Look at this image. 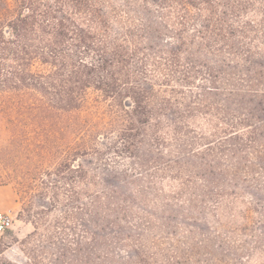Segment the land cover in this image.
<instances>
[{
    "label": "trees",
    "instance_id": "1",
    "mask_svg": "<svg viewBox=\"0 0 264 264\" xmlns=\"http://www.w3.org/2000/svg\"><path fill=\"white\" fill-rule=\"evenodd\" d=\"M256 57L264 58V0H0V137L17 141L30 128L60 140L55 176L76 200V183L83 195L99 186L78 158L96 157L115 178L118 168L103 156L134 159L145 136L147 160L137 164L158 169L150 182L162 188L157 199L190 196L191 209L229 239L249 234L253 245L239 257L264 264V211L255 228L257 209L240 191L260 178L254 189L264 197V59ZM90 91L108 101L111 118L69 123L66 116ZM100 140L109 142L103 151L91 147ZM173 148L199 158L200 166L172 159ZM193 179H202L204 190ZM208 201L211 208L199 207ZM116 204L108 195L102 207L95 195L102 233L127 221ZM138 219L155 230L148 218ZM102 233L95 240L102 264H118ZM135 242L138 250L119 264H177L168 253H147L146 239ZM200 249L196 243L184 264H222L219 257L198 258ZM3 253L0 264H45L33 253L25 263Z\"/></svg>",
    "mask_w": 264,
    "mask_h": 264
},
{
    "label": "rangeland",
    "instance_id": "2",
    "mask_svg": "<svg viewBox=\"0 0 264 264\" xmlns=\"http://www.w3.org/2000/svg\"><path fill=\"white\" fill-rule=\"evenodd\" d=\"M184 99L185 103L191 104L188 94ZM67 116L69 123L79 121L88 126L104 120L108 122L111 113L108 101L100 94L90 91L83 107ZM164 122L167 121L164 119ZM23 131L25 136L17 141L0 137V213H8L13 219L11 228L0 235L3 258L15 263H25L33 253L45 264H86L87 261L102 264L103 252L96 243L102 231L97 229L94 216L101 219L103 212L95 211V195L101 198L102 207L107 205V196L112 195L116 196L117 207L128 215L126 223L122 220L118 228L111 227L102 233L117 262L122 263L127 251L132 253V248L138 250L135 241L144 238L147 240V253H168L176 257L177 264L185 263L186 255L192 253L196 243L201 248L198 250V258L201 260H212L214 256L222 259V264H248L246 256H239L244 255L245 248L250 249L253 245L254 240L249 234L229 239L211 220L206 224L205 216L199 214L201 212L191 209L188 202L190 196L170 198L167 201L157 199L161 187L152 186L150 182L159 172L158 169H140L141 164H137L140 163L138 158L147 160V137L140 139L144 142L134 151V159L125 158L124 155L118 158L108 154L103 156L114 163L115 167H112L118 168L115 178L112 177L114 172L103 169L101 161L96 157L78 158V164L90 171L99 186L91 187L90 193L83 195L85 187L76 183L74 190L79 193V197L71 200V187L63 188L55 176L54 164L60 158L55 152L61 141L49 138L45 140L32 133L30 128H24ZM108 144L106 140H100L91 147L103 151L106 148L104 145ZM172 151V159H179L183 164L193 163L197 167L201 164L199 158L192 157L186 151L177 152L175 148ZM196 172L203 174L199 170ZM248 180L240 184V191L244 193V201L248 207L257 209L256 214L254 213L256 228L260 227L257 225L262 221L264 197L256 195L254 188L262 183L260 178L258 184ZM193 181L200 190H204L205 183L202 179ZM250 186L253 187L251 190L248 189ZM163 193L170 194V189L163 188ZM199 207L208 209L212 204L210 201L205 204L202 202ZM138 218H148L155 230L146 231L139 224ZM191 232L196 238H192ZM255 232L259 233L258 228ZM88 234L93 235L90 241ZM261 263L263 262L254 261L252 264Z\"/></svg>",
    "mask_w": 264,
    "mask_h": 264
},
{
    "label": "built area",
    "instance_id": "3",
    "mask_svg": "<svg viewBox=\"0 0 264 264\" xmlns=\"http://www.w3.org/2000/svg\"><path fill=\"white\" fill-rule=\"evenodd\" d=\"M12 217L8 213H0V235L11 228Z\"/></svg>",
    "mask_w": 264,
    "mask_h": 264
}]
</instances>
